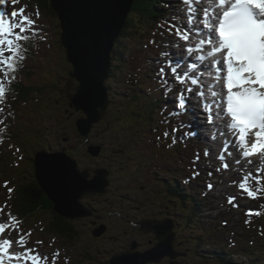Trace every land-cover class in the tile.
<instances>
[{
  "label": "rangeland",
  "instance_id": "374dc122",
  "mask_svg": "<svg viewBox=\"0 0 264 264\" xmlns=\"http://www.w3.org/2000/svg\"><path fill=\"white\" fill-rule=\"evenodd\" d=\"M180 4H182L181 0L178 6ZM202 5L203 4L196 5L201 12L203 10ZM4 9H6L9 14L14 10L13 8H9L7 4L0 6V10ZM28 12L29 10L26 9L25 14L29 15ZM42 20L43 19L39 20L35 24L44 28L46 31L40 44L42 49L38 57L30 63L35 72L34 83L39 84L40 86L46 84L45 77L49 74L47 67L49 61L52 62V67H56L58 70H62L64 65V61L59 57V49L57 47L56 37L59 29L57 27L58 23L56 20L51 21L46 19L41 22ZM127 36L130 38L129 35ZM172 38L173 36L171 39ZM175 38L178 37L176 36L174 39ZM124 40L127 46L129 45L130 49H132V52L125 57L127 64L120 65L118 68L121 76L126 79L125 82L121 83L122 86L126 85V83H129L130 85L126 88L121 87L117 89L118 93L124 94L123 96H125V98H118L120 103L114 106V110H117L118 112L120 111L121 113L122 111L120 108L126 106V104L124 105L122 102H129V99H126V97L134 98L139 94L144 93L142 89V81L140 82L139 80L137 68L140 69V67H142V62L145 57L144 55L149 51V48L146 53L144 52L145 50L142 51L139 48H134L138 43L143 45L148 43L145 38L142 39L138 35H132V39ZM167 44H169L170 47L165 49H163V47L152 49L157 55L156 58H159L160 53L166 50L172 49L177 52H181L182 50V47L177 48L172 46L176 43L168 41ZM160 61L163 64L161 59ZM140 71L141 70H139V72ZM16 74L17 72L10 73L12 77H15ZM144 78V73L142 72L140 79L142 80ZM132 79H135V86L132 85ZM32 93L35 95V92ZM0 108L4 109L3 112H0V141H2V143H0V172H2V176L0 175V208H4V203L8 200H12V203L14 201L15 206L21 202L19 198L20 194L18 192L20 186L27 198L28 189L31 186H34L32 181L34 180L33 175L35 172L33 171L32 158L35 157L37 152L44 151L47 147V144L44 142H48L47 139L52 145V148L57 149L60 142L63 140L64 132L66 138L70 137L69 143L74 145H79L80 137L77 132H75V120L79 117V114H77L75 118H67L58 114L62 108H60L54 101L51 102L38 99L23 104L22 106H17L16 108L12 103L5 105L4 98V100L0 102ZM133 108L135 107H131L130 109ZM199 109H197L198 112ZM5 110L7 112V124L6 129L2 130L1 122H4L3 115L5 114ZM114 110L112 111L114 112ZM146 111L147 110L145 109L144 112ZM19 114L21 117H18ZM111 117L113 118V116L108 115L106 119L97 123V132L96 134L94 133L91 135L90 141L96 142L95 144L103 141V144L107 143L109 147L105 154L106 161L104 164L111 166L114 171L112 178L114 182V190L112 194L113 199L103 198L99 202L93 199H87L86 202L91 203L94 207H100V212L104 215H107L109 212L120 211L122 216L127 217L129 222L124 224L120 218L114 216V218L108 219L100 213L102 217H98L97 219L102 223L110 225L111 228L109 233H112L108 239H95L91 232H89L94 230L91 220L89 221L85 218L76 220L72 222V226L76 231L74 240L67 241L60 236H50L55 216L48 208V205L44 206V209H31L26 215L22 216L25 225H20V229L22 227L25 228L23 233L31 232V237H25L28 241L27 247H32L35 249L36 253L40 254L42 257H47L48 264H52L53 260H55V264H106L108 259V254H106V252L109 251L110 248L111 250L118 248L116 244L120 242L119 238L123 237L125 231H136L135 222L150 217L154 213L163 217L167 212L166 206L173 205V203H170L167 199H162V197L158 196L160 192V182L162 179L163 181H168L172 176L176 177L181 175L183 177L182 173L189 167V165L179 164L175 158L164 155L166 152H164L161 157H158L159 154L154 153L156 151V145L158 144H153L151 142L157 140V136L155 137V135H149L144 132L145 127H143V125L145 124V121L144 123H140V120L142 119L141 115H135L133 118L131 117L132 120L136 122L132 124L134 127L132 128V131L127 128L130 123L129 117L125 118L124 116H121L123 117V120L124 118L127 120L126 123L122 124V120L116 125L114 124V122H116L114 120L111 123L109 122ZM201 117L202 122L207 124L205 121L206 115L201 112H199L198 124L200 125ZM49 126H52V128L48 130L42 129H46V127ZM153 129L155 128L151 129L152 134H154ZM108 131L112 132L110 136V138L113 139L112 141H107L109 136L105 135ZM1 133L4 137L1 136ZM149 137H152L151 140L148 139ZM142 138H146L147 141H141ZM205 146L208 149L209 145L205 144ZM17 149H19V151H17ZM82 149L84 150L85 148ZM82 149L78 148L76 151L81 152ZM221 153L222 151L219 155H221ZM239 155L240 158L243 159L242 151ZM210 156L212 162L217 168L222 166L223 162L219 160L218 157H215L214 159L213 155ZM80 159L89 161V158L84 156H81ZM155 159L159 160L155 161ZM150 160L154 161L152 162ZM139 161H141L142 166L139 167L137 171L136 164H138ZM98 162L99 161H89L84 163V167H96V163ZM226 162L228 163L227 160ZM187 164H189V161H187ZM121 165L124 166L123 169L121 168ZM228 165L231 164L228 163ZM213 167L214 165L212 163H210V166H206L207 172L211 173ZM235 168L236 169H233L231 166H229L227 170L220 168L221 170L219 171V174L222 175L223 180L218 188H214L213 193H217L218 190H225L226 197H235V200L233 201L235 203H226L223 205L224 207H218L222 201L215 202L212 208H216L217 210L206 213V217H210L207 231H213L212 235L205 236L207 240L205 245L207 246L206 249L211 245L229 247L234 244L238 246L244 240L249 239L255 241L257 247L256 252L260 251L261 254H264V218L260 223L261 232L252 231L247 234L242 232L241 227L238 224L244 223V219L242 218L237 224H233V222L228 223V227L224 230H218V227L216 228V226H211L210 224L211 222H217V218L220 216L221 211H229L227 214L230 215L232 220L238 219L236 217L240 215V211L242 210H244L246 216H248V209L257 211L264 210L263 200L260 199L261 196L255 194L254 198L249 197L247 193L239 187V184L243 182L244 176L251 173L248 187L252 190L254 189L253 185L255 180L264 175V159L259 157L249 161L244 168L238 167L235 163ZM188 172L190 173V170H188ZM239 174L241 175L240 178L235 176ZM3 182H7L8 186L13 187L14 191H12L11 195H9L8 187H5V189L2 188ZM141 185H144L146 190L140 188ZM219 196L220 198L224 197L222 194H219ZM13 197L15 198L14 200ZM223 202L225 201L223 200ZM207 203H209V201H205L204 206L208 208ZM229 205H232L233 209ZM176 209H178V207ZM209 209H211V207H209L208 210ZM255 213L258 212L251 213L250 215H254ZM169 216L174 217L177 220H182L183 218L179 211H175V213ZM0 217H3L2 221H8L9 217L5 209L4 213L0 214ZM8 231L11 232L8 233L7 238H11L13 235L16 236L17 239L19 238L17 231L13 229ZM116 231H118L117 236L115 233ZM180 231L181 239L184 241L188 240L185 235L189 229H180ZM193 231H199V229L196 228L193 229ZM115 236L117 238H114ZM37 241H42V243L38 244ZM185 243H187V241H185ZM250 257L251 259L247 258L244 259L245 261L241 260L243 261L242 264H264V259L257 258L256 254L251 255ZM201 258L203 259L204 257ZM193 259L195 261L190 262L189 264H211L207 263V261L205 263L196 262L198 260L195 258Z\"/></svg>",
  "mask_w": 264,
  "mask_h": 264
},
{
  "label": "snow or ice",
  "instance_id": "6c2138e0",
  "mask_svg": "<svg viewBox=\"0 0 264 264\" xmlns=\"http://www.w3.org/2000/svg\"><path fill=\"white\" fill-rule=\"evenodd\" d=\"M7 3L8 0H0V6ZM11 3L15 5L18 0H11ZM181 3L188 6L186 26L174 23L173 21L179 19L175 16L166 18L157 25L161 29L167 25L169 35L173 34L174 29L175 35L186 45L184 52L187 53L181 62L172 60L171 52H161L160 57L164 63L156 72L159 77L157 83L163 89L164 99L174 91L176 84L187 85L177 93L175 110L169 111L166 104L160 110L161 116H164L165 112L168 113L161 123L170 124L173 118L178 121L171 129L173 136L168 147L171 148L178 142L187 146L188 140L198 137V132L192 130L190 123L179 119L189 115L191 105L188 101L192 100L199 103L202 114L206 115L207 124L213 128L210 141H215L218 135L231 138L225 139V147L218 156L223 162V170L229 167L224 153L232 155L229 151L231 143L238 145L244 158L259 154L264 159V0H181ZM197 4L211 6L204 7L201 15V10L195 6ZM25 11V8H21L19 13L13 10L9 14L6 9L0 10V73H3L4 77H9L10 71L15 73L18 70L26 59L24 54L27 50L26 45L30 46L39 35L34 27L36 20L26 15ZM36 18L39 19L38 11ZM156 34L153 32V36ZM159 35L163 37L164 32L161 31ZM192 36L197 37L198 42L187 46ZM148 43L160 46L155 39ZM163 46L170 47L167 43ZM172 46L179 48L180 44ZM205 48L210 49L206 54ZM193 53L199 55L193 57ZM225 70L224 83L218 87L221 74ZM169 74L174 78L171 81L168 79ZM205 77L212 78L217 83H209ZM5 94L4 81L0 80V102L4 100ZM3 111L4 109L0 108V112ZM216 120L225 123L216 125ZM180 132H183V136L178 141L175 134ZM249 133L254 136L251 143L247 139ZM162 135L164 139H168L169 132L165 131ZM156 139L160 140L161 136H157ZM208 155L210 151L206 148L204 156ZM199 159L200 155L197 152L192 161L193 166ZM236 163L239 164L240 160L237 159ZM198 175L199 172L193 167V175L186 178L184 183L189 184ZM211 175L212 173H209L210 177ZM250 177L251 173L244 176L239 187L249 197L254 198L259 189L252 190L248 187ZM257 183L259 184V180ZM212 188L213 185L209 182L207 189L211 191ZM12 191L13 189L8 188L9 195ZM234 200L235 197H230L228 202L232 204ZM3 213L4 208H0V214ZM8 217L7 222H0V235L9 228L17 231L19 238L15 243L24 251L20 254H10L13 242L9 239H0V264L6 262L10 264L12 261L16 264H20L21 261L24 264H28L29 261L30 264H48L47 257H42L35 249L26 248L28 241L25 237H30L31 232L23 233L20 221L11 213ZM52 264H55V260Z\"/></svg>",
  "mask_w": 264,
  "mask_h": 264
},
{
  "label": "water",
  "instance_id": "95a60500",
  "mask_svg": "<svg viewBox=\"0 0 264 264\" xmlns=\"http://www.w3.org/2000/svg\"><path fill=\"white\" fill-rule=\"evenodd\" d=\"M135 0H51L61 21L62 42L73 65L72 76L79 82L76 94L71 99L77 110L86 113V118L77 121L80 133L88 136L94 123L100 121L108 107V89L112 51L126 26ZM90 153L99 156L100 147L92 146ZM36 175L42 189L55 203V211L65 218L89 215L80 204L88 192H106L109 186L108 173L96 172L93 180L89 173H81L78 164L65 153L48 156L37 155ZM174 225L170 221H147L142 231L156 235V247L139 252L133 244L132 252L112 259L111 264L159 263L165 257L176 258L173 250ZM106 231L101 227L96 235Z\"/></svg>",
  "mask_w": 264,
  "mask_h": 264
},
{
  "label": "trees",
  "instance_id": "16d2710c",
  "mask_svg": "<svg viewBox=\"0 0 264 264\" xmlns=\"http://www.w3.org/2000/svg\"><path fill=\"white\" fill-rule=\"evenodd\" d=\"M18 1L23 3L25 0H18ZM154 1L157 2L159 5L158 4L154 5ZM162 2H163V0H143L142 3L140 1L141 5L143 7H140L139 5L137 6L136 11H134L133 15L129 19V22H128V25L126 27V30L124 31V34H127L128 32H131V31L133 32V29H132L133 24L135 25L134 28L137 29L138 28V26L136 24L137 22H139L140 24L145 23L146 26L147 25L150 26L149 29L147 27H145L144 29L142 28V30L140 31V34L144 37L148 36L150 34H153V32L157 33V32L163 31V29L157 27L158 22H155L156 20L161 18L160 16H162V15H160L161 14L160 9L162 7V4H161ZM29 6L31 8L35 7L36 9H40L39 10V18L44 17L46 19H54L57 17L55 11L53 10V8L51 6L50 0H29ZM157 6H159V8ZM156 14H158V15H156ZM148 21H149V23H148ZM36 31L39 33V35L36 39H34L31 42L30 46L26 45L27 50L24 53L26 56V59L20 64V67L16 71L17 72L16 77L9 79L7 82L9 87H11L13 92H14V96H15L14 101L18 102V100H20V101H22V103H25L27 101V97H28V99H31V100L35 98L34 94L32 93V92H35V94H37V93L40 94L39 98L46 97L48 99H51V101L52 100L53 101H59L61 104L65 103L72 110V103H71L70 99H68L66 96L67 85H68V80L70 79V72L72 71V66L67 61L64 48L62 47V45L59 41H57V47L59 49V57H61V60L64 61L63 69L58 70L56 67H52V62L49 61V63H48L49 65L47 66L48 70H49V74H48V76L45 77L46 84L40 86L39 84L36 85V83H34L35 72H34L33 66L30 65V62H31V60L35 59L37 57V55H39V49H40L39 38L42 36L41 29H37ZM134 32H137V31H134ZM58 33L60 34V31ZM157 34H159V33H157ZM21 43H23V42H21ZM122 44H123V39L118 41V46L116 47V49L114 51V54L116 55V58H115L116 62H119L117 55L121 57L123 54V51L121 48ZM27 59H30V60L27 61ZM119 84H120V81L118 79L117 74L114 73V71H112L110 74L108 87H109L110 94L112 95V100L114 102V105L119 104L117 102V98H120V97L122 98V95H120V93H118L116 90V87ZM144 86H146V85H144ZM151 87H152V85H151ZM49 90L59 92V94H50L51 91L49 92ZM162 93L163 92H157V95L154 94L151 96H149L147 93H143V94L141 93L137 97L130 99L128 105L123 106L120 109L122 110V112H126V110H129L131 107H135V108L131 109L132 111H135L134 116L139 114V115L144 116L146 118L144 110L147 108V109H149V113L147 115L148 122H150V123L154 122V125L159 124L158 125V127H159L162 124H164V123H161V121L164 119V116L168 115L166 112L164 113V116L160 115V110L163 108V106L165 104L168 105L166 103ZM158 104H160L162 107H159ZM124 105H125V103H124ZM72 111H71V115L74 114ZM114 113L116 115H123V113H121L120 111L118 112L117 110H114ZM175 124H177V119L173 118L172 123L165 124L164 126H168V128H170V132H171V129ZM161 127H163V126H161ZM179 134L180 133L175 134L178 141H179ZM172 136H173L172 132L169 133V137H168L169 141H171ZM181 147H182V143L178 142V143H176L175 148H173V149L175 152H177V151H179V148H181ZM176 180H174V182L172 184L168 185L167 190L164 191V194L167 195V197L170 201H172L171 203H173V205L175 203L177 204L176 200H180L182 202L183 206H185L186 202L189 201L188 200V197H189L188 192L186 190V187L178 184V182ZM256 184H258V183H256ZM258 185L262 186L264 189V181H260ZM191 194H194V192H192ZM191 197L193 198L192 199L193 205L191 206V209L193 211L197 212L199 210V207H200L199 201H197V197H199V195L191 196ZM27 198H29V199H25L24 201L21 202V204H20L21 206L19 205L20 208H19V206L14 208L15 214L26 215L29 211H31V209L43 208L46 205H48V208L51 211H53L52 202L49 201V199H47L45 193L40 188H38L37 186L34 185L28 189ZM25 204L30 205V208L28 211H27L28 207ZM185 215L186 216L189 215V219H191L192 218L191 215H193V214L188 213ZM259 216L260 217H257V218L261 219V218H263L264 215L261 214ZM259 222L260 221L245 222L242 224L241 230H244L245 233H249V232H251V230H255V229L259 228V226H260ZM53 223H54L53 228L51 230L52 232H50V234H55L58 237L60 236L64 239H66L67 241H69V240L73 241L74 240V236L76 234V231H75L74 227L72 226V224L69 220L55 214ZM259 229L261 230V228H259ZM260 230H258V231H260ZM202 231H204V228H201V232ZM248 241H251V240L248 239ZM220 258H223V256L220 255ZM226 261H228V260L226 259Z\"/></svg>",
  "mask_w": 264,
  "mask_h": 264
},
{
  "label": "bare ground",
  "instance_id": "6f19581e",
  "mask_svg": "<svg viewBox=\"0 0 264 264\" xmlns=\"http://www.w3.org/2000/svg\"><path fill=\"white\" fill-rule=\"evenodd\" d=\"M211 5H206V7H210ZM183 7H184V9L186 10V13H185V15L187 14V5H183ZM217 11H218V9H217ZM185 18H186V16H185ZM185 26H186V21H185ZM176 42L177 43H179L180 44V47H182V50H181V52H179V53H174V52H171L172 53V57L171 58H176L177 56H179V57H177L176 59H178V60H181L182 62H183V60H184V58L187 56V53H185L184 52V48L186 47V45L184 44V42L183 41H181V40H176ZM198 42V38L197 37H195V36H192L191 38H190V44L189 45H187V46H192V45H194L195 43H197ZM204 52H207V50H206V48H205V50H204ZM196 55H199V53H193V57L194 56H196ZM183 56V57H182ZM206 78V77H205ZM209 83H217L214 79H211V80H209ZM218 87H220V86H222V84L219 82L218 83V85H217ZM199 112H201L202 113V110H201V108H200V110H199ZM205 115V114H204ZM199 116V115H198ZM202 118V117H201ZM206 119V118H205ZM191 123H192V129L194 130V131H197L198 132V140H201V138L202 137H206V139H204L203 138V140H204V142L205 143H207V144H212V145H214L215 147H217L218 148V146L220 145V141H219V138H220V136H217V138H216V140L215 141H210V136H211V134H212V131H213V128L211 127V126H209L208 124H206V123H202V120H200V124L202 125L201 127H200V125L198 124L199 123V118L197 117V118H195V117H192L191 118ZM206 121V120H205ZM225 122V121H224ZM224 122H223V124H224ZM215 124L216 125H220L219 123H217V121H215ZM223 130H225V131H227V129H223ZM200 136H202V137H200ZM229 140H231V138L230 137H227ZM219 142V143H218ZM223 146H225V144H223ZM236 146V147H235ZM237 146L238 145H236L235 143H231V146H230V149H229V151L230 152H232L233 154H234V151L236 152V154H237V151H236V149H237ZM213 153L215 154V152L213 151ZM237 157H239L238 156V154H237ZM241 164H242V162H241ZM0 219H1V217H0ZM0 239H3V237H1ZM12 239L14 240V241H16L17 240V238H16V236H13L12 237ZM28 245L26 244V248H31V249H34V248H32V247H27ZM24 251V249H22L21 247H19V245H17V244H14L12 247H11V252H10V254H14V253H16V254H20V253H22ZM232 261V260H231ZM28 263H30V261L28 262ZM232 264H238L237 262H234V261H232Z\"/></svg>",
  "mask_w": 264,
  "mask_h": 264
}]
</instances>
